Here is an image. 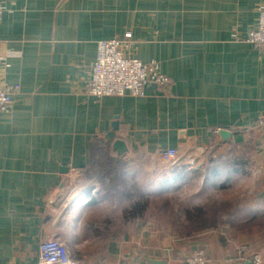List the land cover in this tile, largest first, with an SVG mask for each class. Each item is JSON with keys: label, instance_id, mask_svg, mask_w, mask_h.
I'll return each mask as SVG.
<instances>
[{"label": "crops", "instance_id": "crops-1", "mask_svg": "<svg viewBox=\"0 0 264 264\" xmlns=\"http://www.w3.org/2000/svg\"><path fill=\"white\" fill-rule=\"evenodd\" d=\"M0 4V56L8 64H0V84L19 85L10 109L0 111V264H41L50 237L67 246L66 264H167L134 248L138 240L147 246L151 228L125 213L131 204L122 208L118 185L164 182L177 171L185 178L205 151L230 145L251 148L248 178L257 188L248 207L264 215V127L256 124L264 113V52L243 40L264 0ZM125 32L130 54L157 61L168 84L148 86L143 96L90 94L97 42ZM169 149L176 154L164 160ZM243 235L264 264V230ZM230 239L209 235L192 248L210 264H234ZM175 256L170 263L184 264L183 253Z\"/></svg>", "mask_w": 264, "mask_h": 264}, {"label": "rangeland", "instance_id": "rangeland-1", "mask_svg": "<svg viewBox=\"0 0 264 264\" xmlns=\"http://www.w3.org/2000/svg\"><path fill=\"white\" fill-rule=\"evenodd\" d=\"M258 116L261 120H264V113H259ZM256 124L260 128L264 127L258 119ZM244 151L236 145L227 146L217 152L205 151L202 155L204 158L203 164L198 166L192 175L177 180L171 187H162L159 184L165 177H160L158 180L153 177L152 182L146 184L143 183V178L142 182L137 179L139 182L135 184L134 189H132L128 180L120 183L116 189V195L119 196L122 208L124 206L129 208V205L136 200H144V196L148 201L143 214H137L133 217L136 223L146 221L151 228L148 232L151 237H149L146 247L140 240L137 241L138 244L134 248L137 249L138 254L147 253L146 255L150 254L156 258L166 259L167 264H172L170 260L173 259V256L177 253L178 255L183 253L185 255L184 264H189L190 259L194 256L196 261L198 253L206 255L203 249L192 248L195 240L199 238H206L211 235L216 238L224 236L229 239L231 235L234 239H230L229 242L235 244L237 252L239 246L247 242L243 239V234L247 230L251 228L264 230V215L251 214L250 207H248L255 201L253 198L257 182L252 177L248 178V175L252 172L251 169H253L250 166L251 159L254 160L253 153L250 150L247 155ZM238 157H241L246 165L244 171L234 172L232 168L235 167L232 164L238 160ZM221 165L227 168L220 171L216 176L210 174L211 167H220ZM169 176L171 177V174ZM126 192L131 195L130 198L124 196ZM200 206L205 207L208 212H217L215 213V218H217L215 226L207 225L210 222L203 224L194 216L195 213L192 211L195 207ZM187 211L191 212L192 218L187 216ZM211 214L213 213L207 214V220ZM251 217L254 218V221L248 224L247 219ZM229 222H232L233 225L237 224V227L234 226L233 229L231 227L229 229ZM249 245L253 250V254L259 258L260 264H263L262 255L256 251V245L252 246L250 243ZM171 254L174 255L171 256ZM241 262L239 260V263ZM210 263L211 261L207 259V262L200 261L199 264Z\"/></svg>", "mask_w": 264, "mask_h": 264}, {"label": "built area", "instance_id": "built-area-1", "mask_svg": "<svg viewBox=\"0 0 264 264\" xmlns=\"http://www.w3.org/2000/svg\"><path fill=\"white\" fill-rule=\"evenodd\" d=\"M3 5L0 4V16L3 12ZM257 18L254 26L248 30L243 37L245 42L259 47L264 52V5L256 8ZM131 33L125 32L122 36L97 42L96 56L91 65L87 90L90 94L100 96H143L146 87L154 84L156 87H164L169 80L164 75L159 64L155 60L142 62L130 54ZM0 64L6 67L0 56ZM19 91V85L6 87L0 84V111H7L12 105V95ZM263 115V114H260ZM259 123L264 125V120L257 116ZM176 154L175 150L169 149L162 153L164 160H169ZM189 261V264H199L200 261L207 262L201 253H198ZM241 264L245 260L253 264H260L259 258L253 254L249 244H241L237 251ZM252 256V258H250ZM39 261L41 264H66L69 261L67 246L57 237L46 239L40 247ZM88 264V263H83Z\"/></svg>", "mask_w": 264, "mask_h": 264}, {"label": "trees", "instance_id": "trees-1", "mask_svg": "<svg viewBox=\"0 0 264 264\" xmlns=\"http://www.w3.org/2000/svg\"><path fill=\"white\" fill-rule=\"evenodd\" d=\"M240 147L245 150L244 152L247 155H248V153L251 150V148H249L248 145H241ZM241 157L244 158L243 156H241ZM241 157L240 158L238 157V160L236 162H234L235 166H234V164H232V166L235 167V168H232V171H234V172L244 171V167H245L246 163L243 161V159ZM226 168L227 167L222 166V165L220 167L215 166V167H211L209 172L213 176H216L217 174L220 173V171H223ZM110 171H111V169H108V173H106L105 176L110 177V176H108L111 173ZM105 172H106V170H105ZM185 175H186V172H184V171L183 172L182 171L173 172L171 174V178H168L164 182H161L159 184H161L162 187H171V185L173 183H176L177 180H181V178H184ZM147 202H148L147 198L146 199L144 198V200H136V201L131 203L130 209L125 210V213L126 214L129 213L132 217H135V215H137V214L142 215L143 211L147 207ZM215 211H218V210H215ZM192 212L195 213L194 216H196L197 219L202 221L203 224H206V222H208V223L210 222L209 224H207V225H210V226H215L217 224L216 223L217 218H215V213H217V212H215V213L213 211H209L208 212L207 209L205 207H203V206L195 207ZM207 212L208 213H210V212L213 213V214L210 215V218L208 220L206 219V216L208 214ZM186 214H187V216L189 218L193 217V215L191 214L190 211H187ZM253 221H254V218H252V217L247 219L248 224L253 223ZM239 224H240V222H239ZM204 256H205L206 259H208L207 255H204ZM233 263L234 264H238L239 263L238 255H237V258H234Z\"/></svg>", "mask_w": 264, "mask_h": 264}, {"label": "water", "instance_id": "water-1", "mask_svg": "<svg viewBox=\"0 0 264 264\" xmlns=\"http://www.w3.org/2000/svg\"><path fill=\"white\" fill-rule=\"evenodd\" d=\"M150 86L153 87L155 85L152 84ZM220 134L225 137V136L228 135V132L225 131V130H221ZM114 147L117 148L119 151H123L124 150V144L120 140H116L114 142ZM148 261L150 262V264H166L165 260H154V259L151 260V259H148ZM242 264H253V263L250 260H245Z\"/></svg>", "mask_w": 264, "mask_h": 264}]
</instances>
